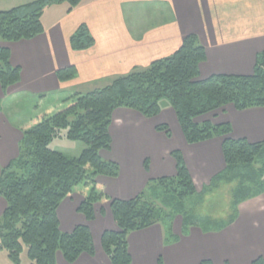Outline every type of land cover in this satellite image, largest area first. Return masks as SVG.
<instances>
[{"label": "crops", "instance_id": "crops-1", "mask_svg": "<svg viewBox=\"0 0 264 264\" xmlns=\"http://www.w3.org/2000/svg\"><path fill=\"white\" fill-rule=\"evenodd\" d=\"M32 1L0 0V10ZM43 23L44 33L33 39L0 40V45L11 51L12 65L21 68L20 80L6 93L0 83V174L20 154L24 119L18 116L20 107L12 106L23 98L31 99L25 103L33 109L32 118L75 93L102 88L118 76L173 54L189 34H196L206 50L201 78L218 73L251 74L257 54L264 52V0H83L71 12L67 3L50 6ZM83 23L95 44L77 51L71 37ZM68 66H74L77 74L63 82L57 71ZM163 104L155 117L125 107L115 110L110 126L112 146L101 152L104 159L120 165L118 177L100 180L108 196L130 199L144 191L152 179L175 175V150L182 152L197 191L225 169L223 138L189 143L174 109L166 104L164 110ZM203 120L230 123L235 138L264 141V107L238 110L228 105ZM162 124L170 132L157 130ZM79 198L61 204V229L70 232L79 224H88L96 253L82 254L75 264H111L101 246L103 232L117 227L110 207L103 205L101 213L99 205L96 219L87 222L77 211ZM6 207L0 196V215ZM238 210L237 219L221 231L192 226L184 233L178 223L166 230L158 223L132 231L128 237L132 264H158L160 256L165 264H200L203 260L252 264L264 258V193L244 200ZM169 232H177L178 240L167 242ZM59 255L58 264H66Z\"/></svg>", "mask_w": 264, "mask_h": 264}, {"label": "trees", "instance_id": "trees-1", "mask_svg": "<svg viewBox=\"0 0 264 264\" xmlns=\"http://www.w3.org/2000/svg\"><path fill=\"white\" fill-rule=\"evenodd\" d=\"M82 1L35 0L0 10V40L33 39L45 31L43 15L47 8L67 3L71 12ZM94 44L95 38L85 23L71 37L72 48L77 51ZM205 60V47L196 34H189L173 54L153 61L146 68L118 76L102 88L75 93L64 103L21 125L24 136L20 154L0 174V196L7 203L0 215V248L8 252L12 264H22L25 251L31 264H58L59 253L70 264L82 254L95 255L88 224H79L70 232L61 229L59 208L64 200L76 197L77 193L82 197L77 211L87 222L96 219L99 205L101 213L103 205L110 207L117 227L103 232L101 246L111 264H132L128 241L132 231L158 223L172 228L176 216L182 218L184 233L192 226L221 231L237 219L241 202L264 193V141L235 138L230 123L203 120L204 116L228 105L238 110L264 107V52L257 54L251 74L218 73L201 78L200 65ZM76 74L74 66L57 71L63 82L72 80ZM20 76L21 68L11 63L10 49L0 45L3 91L6 93ZM164 100L174 109L189 143L223 138L226 167L201 194L225 181L239 179L241 186L235 190L229 220L188 211L186 199L200 191L179 150L172 152L176 160L175 175L152 179L144 191L130 199L113 198L106 193L101 178L120 174L117 162L101 156L102 151L112 146L110 126L115 110L125 107L155 117L161 112ZM156 128L170 132L165 124ZM58 138L83 141L87 147L78 156L70 157L51 147ZM168 235L167 242L178 240L174 233ZM158 264H165L161 256ZM200 264L213 262L203 260ZM252 264H264V258L259 257Z\"/></svg>", "mask_w": 264, "mask_h": 264}, {"label": "rangeland", "instance_id": "rangeland-1", "mask_svg": "<svg viewBox=\"0 0 264 264\" xmlns=\"http://www.w3.org/2000/svg\"><path fill=\"white\" fill-rule=\"evenodd\" d=\"M86 92V91H84ZM30 102L31 99L26 97L20 100V102L14 104L12 107H20V111L18 113V116L21 117V119H24V123H27L31 120V116L33 114V109L25 103V101ZM163 109L166 110L165 105L169 103L167 100L163 101ZM11 108V107H10ZM51 147L55 150H58L60 152H63L67 156L74 157L81 154V152L87 147L86 143L83 141H73L69 139H55L52 143ZM257 167H259L257 165ZM241 186V183L239 179L234 180L232 182H223L217 187H214L211 191L205 194H201L202 190L193 196H190L186 199V206L188 208V211L194 212L198 215H210L213 218H225L227 217V220H229V216L231 215L234 206V193L235 190ZM83 188V186H81ZM79 193L76 194V197L79 198ZM80 199V198H79ZM214 204V205H213ZM213 205V209L210 208ZM213 211V212H212ZM210 212V213H209ZM176 216V218L173 221V224L178 223L179 225H182V218ZM166 222V221H165ZM172 222V221H171ZM173 228V227H172ZM164 229L166 230V225H164ZM164 230V231H165ZM175 234L177 232H174ZM61 255V253H59ZM59 255V257H61ZM0 264H12L8 252L4 249L0 248ZM22 264H31V261L27 255V252L25 251L22 256ZM66 264H70L67 263ZM75 264V263H73Z\"/></svg>", "mask_w": 264, "mask_h": 264}]
</instances>
